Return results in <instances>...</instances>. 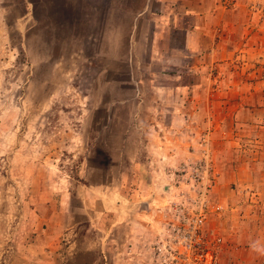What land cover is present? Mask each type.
<instances>
[{"label": "rangeland", "instance_id": "1", "mask_svg": "<svg viewBox=\"0 0 264 264\" xmlns=\"http://www.w3.org/2000/svg\"><path fill=\"white\" fill-rule=\"evenodd\" d=\"M143 3L0 0V264H161L167 210L201 199L219 264L243 257L240 230L264 231V0H216L210 40L186 55L169 39L179 58L150 66L128 43ZM146 190L153 236L136 246Z\"/></svg>", "mask_w": 264, "mask_h": 264}, {"label": "crops", "instance_id": "2", "mask_svg": "<svg viewBox=\"0 0 264 264\" xmlns=\"http://www.w3.org/2000/svg\"><path fill=\"white\" fill-rule=\"evenodd\" d=\"M215 1L216 0H144L141 12L133 18V23H131L130 26L128 37L129 47L133 48V52L145 50L150 52L147 61V65L149 66L156 60L163 64L164 62L168 65H170V63L173 64L171 58L175 53L179 58L181 50L177 47L169 48V45L166 44V41H169V39L182 41V52L186 51V55H194V51L198 48L195 46H199V43L204 41V37L207 41L210 40L209 33L199 30L200 25H206L204 21L205 18H200L199 16H201L203 12L211 9ZM201 21L204 22L202 23ZM112 27H114L112 28V30L114 29L112 33L106 31L105 35L113 33L115 35L117 33V35H115V40L120 42L118 44H121L123 37L121 36L122 33H120L121 25L113 23ZM178 36H181V38ZM138 38H141L140 41ZM145 41L148 43L146 44ZM167 49L168 55L162 56L163 51ZM210 50L213 51V48L210 47ZM136 54L138 53L136 52ZM165 58L167 60H164ZM154 77L155 74L153 73L149 76L150 79H154ZM149 78L145 79L147 80L146 82H151ZM143 81L144 78H135L133 71V84L136 83L138 86V84ZM133 87L134 89L136 88L135 85H133ZM135 90H137V88ZM155 199V196L150 194L147 190L139 194H133V206H135V208H133L134 215H137V217L144 216L147 219L146 222L133 221V243L136 246H141V238H143L141 233L143 231L146 233L144 240H152L153 233L152 229L148 227V224L150 223L149 214L152 209V202ZM142 200H144V203ZM143 205H145L144 208L146 209L144 210L146 213L144 215L140 212H143ZM139 206L140 208H138ZM139 228H142L143 231H139ZM236 237V241L241 242L242 245L239 249L238 245L232 243V247L239 249L243 257L240 259H238V256L234 257L235 253L233 249L232 253L226 251V264H264V255H258L251 248V245L254 243L258 247H264V231L261 227L254 229L245 228L240 230ZM134 245L133 253L136 254L139 248L137 247V250L134 249ZM133 260V264H137V260H140V258L138 259L136 255H133Z\"/></svg>", "mask_w": 264, "mask_h": 264}, {"label": "built area", "instance_id": "3", "mask_svg": "<svg viewBox=\"0 0 264 264\" xmlns=\"http://www.w3.org/2000/svg\"><path fill=\"white\" fill-rule=\"evenodd\" d=\"M192 209L170 206L166 223L153 245V255L161 264H219L223 240L219 235L209 236L204 225L206 203L204 199Z\"/></svg>", "mask_w": 264, "mask_h": 264}, {"label": "clouds", "instance_id": "4", "mask_svg": "<svg viewBox=\"0 0 264 264\" xmlns=\"http://www.w3.org/2000/svg\"><path fill=\"white\" fill-rule=\"evenodd\" d=\"M251 248L258 255H264V247H258L255 243L251 245Z\"/></svg>", "mask_w": 264, "mask_h": 264}]
</instances>
